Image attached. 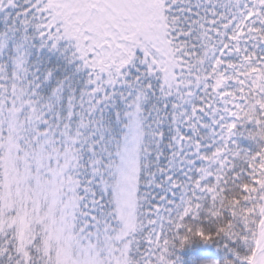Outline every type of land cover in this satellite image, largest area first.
<instances>
[{
	"label": "snow or ice",
	"instance_id": "obj_1",
	"mask_svg": "<svg viewBox=\"0 0 264 264\" xmlns=\"http://www.w3.org/2000/svg\"><path fill=\"white\" fill-rule=\"evenodd\" d=\"M0 264H264V0H0Z\"/></svg>",
	"mask_w": 264,
	"mask_h": 264
}]
</instances>
